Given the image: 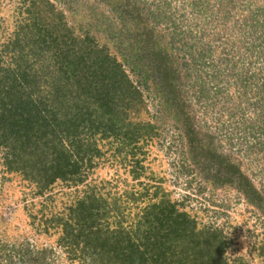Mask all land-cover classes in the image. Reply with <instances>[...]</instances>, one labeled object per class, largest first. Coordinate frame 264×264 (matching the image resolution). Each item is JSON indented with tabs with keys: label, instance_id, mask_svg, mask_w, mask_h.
<instances>
[{
	"label": "rangeland",
	"instance_id": "374dc122",
	"mask_svg": "<svg viewBox=\"0 0 264 264\" xmlns=\"http://www.w3.org/2000/svg\"><path fill=\"white\" fill-rule=\"evenodd\" d=\"M32 22L58 23L75 49L101 50L120 66L144 102L126 121L139 124L145 159L134 181L128 141L99 142L84 186L56 183L39 195L6 171L0 149V264H77L45 220L93 183L111 202L148 191L146 203L161 187L198 230L220 233L226 264H264V0H0L1 45Z\"/></svg>",
	"mask_w": 264,
	"mask_h": 264
},
{
	"label": "trees",
	"instance_id": "16d2710c",
	"mask_svg": "<svg viewBox=\"0 0 264 264\" xmlns=\"http://www.w3.org/2000/svg\"><path fill=\"white\" fill-rule=\"evenodd\" d=\"M48 26H19L11 42L0 44V149L6 171L24 175L39 195L56 183L77 188L97 166L99 142L128 141L136 181L145 154L137 146L139 124L126 119L130 111L140 113V92L108 54L75 49L58 23ZM160 77L170 90L165 70ZM140 129L152 135L149 124ZM191 135L185 133L190 140ZM152 189L146 203L148 191H138L142 200L125 193L111 202L93 183L78 190L66 215L45 221L59 230L57 246L77 264H226L220 233L198 230L188 214L163 198L165 190ZM160 191L163 199L157 200ZM131 201L136 209L127 224L132 214L124 202Z\"/></svg>",
	"mask_w": 264,
	"mask_h": 264
}]
</instances>
